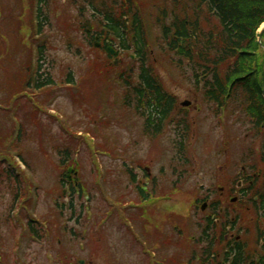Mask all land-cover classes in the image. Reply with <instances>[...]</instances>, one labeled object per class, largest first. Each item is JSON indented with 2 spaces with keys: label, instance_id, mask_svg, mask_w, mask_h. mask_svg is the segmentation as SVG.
I'll list each match as a JSON object with an SVG mask.
<instances>
[{
  "label": "rangeland",
  "instance_id": "rangeland-1",
  "mask_svg": "<svg viewBox=\"0 0 264 264\" xmlns=\"http://www.w3.org/2000/svg\"><path fill=\"white\" fill-rule=\"evenodd\" d=\"M71 1L53 0L54 4L51 6L50 11L52 36H48L51 42L48 57L53 67L52 74L57 81L64 80L65 82L67 74L69 72L74 73L73 75L77 81L75 88H70L72 96H70L69 88L62 86L59 90L52 92L51 95L33 97V104L36 101L38 104L41 102L44 106L38 107L40 110L38 119L40 123L47 126L43 129L33 124L30 118L21 111L14 110L9 112L10 115H0V125L7 131L13 130L12 117H17L23 128L27 127L30 133V139L26 140L24 148L25 157L33 167L34 189H37L33 191L36 192L37 196L33 197L35 198L33 209L25 213H29L30 217L32 216L35 219L38 218L43 223L45 231V239L40 243L31 240L27 232H23L24 235L17 233L15 240L19 241L20 249L17 251V247L13 250L12 256L7 259V263L61 264L59 261L60 255L65 254L73 264H77L81 259L84 262L86 261V264H157V259L163 261V258L175 255L179 251L178 247L171 246L170 250L163 247L162 251L156 252L157 258H151L152 250H150L149 238H142L143 246L137 245L140 244L141 240L138 235L142 230L140 227L138 229L134 225V228L133 226L124 228L119 220L112 221L113 218L109 220L108 217L110 214L112 216L119 215L124 221H127L126 216L121 211H125L127 214L134 211L133 208H129V201L128 204L125 203L123 206L117 205L116 200H113L117 195L118 185L125 189L128 185H131L126 169L123 167L125 162L129 167L130 165L133 166L135 172H137L138 163L142 162L154 177H158L169 184H172V181L175 183L178 180L177 175L184 171L187 172L188 169L193 177L206 178L214 176L211 171L220 163L219 160H214L210 164L206 161L204 155L208 154H205L208 149L204 147L203 134L207 133L209 135L206 144L210 143V146H207L209 149L212 147L211 151L216 153L215 150L217 149L223 151L221 148L223 147V133L230 134L231 130L234 129L236 135L245 139L246 135L250 134L249 130L251 131V129L249 127H251V124L248 116L241 114L243 107L240 110L236 100L231 101L227 111L218 117L216 115L219 112L217 107L205 103L201 93L196 94L191 81H186L188 77L180 70L174 69L169 60H160L159 50L155 49L158 60H155V58L149 60V66L161 81L164 89L175 96L178 102L184 100L197 101L200 110H192L188 115V123H192L193 127V133L191 128L186 140L185 153L188 164L181 163L177 159L178 156L173 147L175 137L173 127L165 128L164 133L157 140L152 141L153 143L149 142V139L142 132V120L140 118H131L132 125L130 126L125 124L128 121L124 118L125 113H123L121 105L124 98L122 95V91H124L123 84L117 81L103 82V77L88 65V63L91 64L90 60L103 62L107 61V57L85 45L81 36L69 32V21L74 23L76 15L75 7H72ZM3 2L6 6V14L10 12L9 15H11L12 9L16 10V7L19 6L17 0H3ZM25 4L29 6L30 0H25ZM59 9H61L60 17L58 16ZM65 16H67V21L61 18ZM149 22L146 25L149 35L148 41L150 45L152 43L155 46L154 41L160 35V32L152 24L153 20ZM68 33L70 36H68ZM69 40L72 42L70 50ZM77 49L83 53L84 56L80 55L82 58L76 55ZM119 61H122L120 65L124 71L133 67L127 54H121ZM138 72H136L137 77ZM2 73L0 70V88L4 78L1 75ZM118 73L120 74L121 70ZM114 78L117 79L118 77L115 76ZM96 85L107 89L104 95L106 98H109V96L114 98L110 105L107 104L108 102H104L103 97H97L102 89L98 90ZM94 111L102 112L96 113ZM178 113L181 112L179 110L176 112L175 119H177ZM99 114L100 117H98ZM107 114H115L110 117L112 120L115 117L124 119L118 122L115 120L110 122L105 127V131L102 130L103 133H97L96 129H100L101 126V116L103 115L106 119ZM50 116H54L53 120ZM221 117H223V121H221ZM93 121H97V123H93ZM78 124H82L81 129L75 127ZM62 126L68 132L73 131L75 135L79 133V139H74V146L71 145L73 150L72 160L75 166L80 169V182L90 195L89 202H87L85 196L75 195L76 214L73 215V212L67 207L63 218H61V211L56 207L54 200L59 198L60 184L65 175V169L59 168L61 155L53 151L54 147H62L65 141L70 138L68 132H65ZM86 129L92 130L91 136L93 139L87 141L80 139L81 136L87 139ZM241 129L243 132H240ZM207 134L204 135L205 138L208 136ZM116 136L119 139L116 146L118 152L116 151V154L112 152L113 156L111 157L105 153L107 151L103 150L107 149V145L115 143ZM58 138L59 143L55 142ZM106 141L107 145H105ZM101 145L104 146V149ZM96 164L103 167L105 174L106 172L109 174V170L111 174L107 176V179L103 174L101 178L99 177L95 168ZM106 181L111 184L107 185ZM112 182L115 183L116 189H112L115 188ZM50 191H55L52 198L50 197L52 195ZM128 193L130 195L134 193L133 196H136L133 185H131ZM153 204L149 208L154 209L153 219H157L158 223L163 225L167 217L171 215V220H174L173 223L180 222L179 219L183 215L185 207L181 187L177 193L173 192L171 194L169 200L162 199ZM112 209L115 210L108 213ZM135 209H137L136 206ZM81 211H83V214L79 225L76 219L80 217ZM166 228L168 229L166 233L172 235V226L169 224L163 225L162 229ZM74 230L77 237L73 235ZM5 233L11 240L12 246L15 243L12 242L14 232L6 230ZM145 242L148 243V246H145ZM176 249L177 252H175ZM1 264L5 263L1 262Z\"/></svg>",
  "mask_w": 264,
  "mask_h": 264
},
{
  "label": "trees",
  "instance_id": "trees-1",
  "mask_svg": "<svg viewBox=\"0 0 264 264\" xmlns=\"http://www.w3.org/2000/svg\"><path fill=\"white\" fill-rule=\"evenodd\" d=\"M170 1L171 10L163 5L162 11L158 12L156 26L161 31V37H157L156 45H152V48L143 31L141 19L134 16L133 24L136 27L132 43L140 62L138 87H134L132 83L133 71L122 72L118 77L121 65L118 61L113 64L110 55L107 62L90 60L91 68L108 80L117 76L119 80L126 81L128 92L132 90L131 94L139 100L136 104L137 111L141 112L140 105L147 98L151 108L149 117L155 116L163 123L170 116L175 99L165 92L152 69L146 66L148 57L158 60L153 52V49H158L160 60L166 59L170 63L179 64L182 71H187L188 79L194 83L196 92L199 91V86H202L203 95L208 103L221 106L232 91L238 88L243 90L249 98L251 97L253 105H256L249 110L251 116L259 126L264 124V102L261 100L264 86V54L258 43L259 30L264 25V0ZM17 2L19 6L16 10L12 9L9 15L10 12L6 14L5 3L0 0V70L4 76L0 88V115H10V111L18 110L26 114L33 124L43 129L46 126L38 119L37 111L40 110L31 106L29 97L34 94L51 95L56 87V77L51 72L52 63L48 57L51 42L46 39V31L51 25L46 10L43 19V7L48 9L50 0H30L29 6L25 4V0ZM113 16V13L107 14L108 28L114 32L113 36L119 39L122 49L129 50L130 39L122 35V28L112 18ZM123 16L127 15L123 13ZM78 17L86 23L83 6ZM85 25L84 30L88 27ZM71 47L72 42L69 40V50ZM148 49H151L149 53L146 52ZM34 52L37 56L35 60ZM79 52L78 50L77 56ZM42 61L46 66L44 69ZM66 82L75 84L72 73L66 77ZM248 87H252L253 91L250 92ZM11 124L12 131H7L0 125V264L1 262L6 264L13 250L17 248L16 234L23 233L22 224L18 223L15 216L31 205L34 190L28 172L20 166V163H24L27 169L33 172V167L25 157L24 148V143L30 139V133L27 127L22 126L19 140L13 143L15 126L13 122ZM160 132L161 129L155 130L156 135ZM67 134L69 140H66L62 147H54L61 155V169L66 170L69 167L67 164L72 162L71 145L74 146L76 138L72 133ZM55 142L59 143V139ZM70 167H73V163ZM67 183L68 180L64 176L57 203L61 218L64 216L66 199L70 197L68 196L70 192V207L73 215L76 214L74 189L68 190ZM80 187L84 192L87 191L83 185ZM54 192L50 191L51 198ZM81 219L82 216L77 220L79 225ZM26 220L30 237L43 241L45 232L42 225L30 217H26ZM6 230L14 232L12 242L15 243L12 246L11 240L6 236ZM73 235L77 237L75 230ZM243 261L245 262V259ZM243 261L239 257L237 264ZM61 264H65L64 259H61Z\"/></svg>",
  "mask_w": 264,
  "mask_h": 264
},
{
  "label": "flooded vegetation",
  "instance_id": "flooded-vegetation-1",
  "mask_svg": "<svg viewBox=\"0 0 264 264\" xmlns=\"http://www.w3.org/2000/svg\"><path fill=\"white\" fill-rule=\"evenodd\" d=\"M129 11L134 13L132 9ZM125 20L127 28H121L127 36L133 23L130 17ZM108 32L112 30L109 28ZM88 33L93 40L100 41V51L107 52L110 47H116L108 40L110 34L96 35L91 30ZM133 83L138 87L139 80H133ZM131 92L129 90L121 101L124 118L128 121L125 124L129 125V111L132 110L142 120L144 134L160 130L159 120L155 116L149 117L151 108L147 98L139 112L136 107L139 100ZM124 118L119 117V121ZM166 122L168 120L163 124ZM228 136V149L216 154L220 164L212 169L214 176L193 177L188 169L181 178L185 207L180 226V256L175 258L177 264H237L239 257L243 261L242 251L249 256V264H264V135L255 136L251 143L245 144L237 143L240 138L234 129ZM146 168H143L145 174L135 177L138 182L136 197L141 198L142 192L143 198L147 199L145 203L157 197L170 198L171 183L154 177L146 172ZM140 185L143 191H140ZM241 264H245L244 261Z\"/></svg>",
  "mask_w": 264,
  "mask_h": 264
},
{
  "label": "water",
  "instance_id": "water-1",
  "mask_svg": "<svg viewBox=\"0 0 264 264\" xmlns=\"http://www.w3.org/2000/svg\"><path fill=\"white\" fill-rule=\"evenodd\" d=\"M80 264H84L83 262H81Z\"/></svg>",
  "mask_w": 264,
  "mask_h": 264
}]
</instances>
